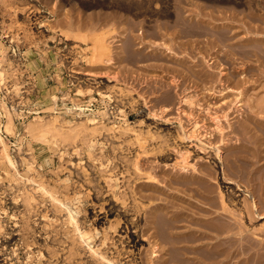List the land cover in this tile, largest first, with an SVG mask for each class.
I'll return each mask as SVG.
<instances>
[{
  "label": "rangeland",
  "instance_id": "374dc122",
  "mask_svg": "<svg viewBox=\"0 0 264 264\" xmlns=\"http://www.w3.org/2000/svg\"><path fill=\"white\" fill-rule=\"evenodd\" d=\"M142 31L144 42L138 38ZM169 46L172 52L168 54ZM97 47L107 50V56ZM263 52L264 0H0V241L5 239L7 248L0 259L15 264H87L88 260L95 264L87 250L74 242L72 228L63 225L64 212L51 207L48 194L32 189L35 200L27 199L31 187L26 179L32 177L44 179V186L64 199L91 233L95 227L101 230V223L109 226L107 220L116 222V215L108 214L107 220L95 224L92 209L102 204L103 211L107 210L113 199L107 193V182L120 177L119 186L124 189L141 184L143 196L137 200L144 210L157 204L170 213H182L179 230L187 224L192 229L199 227L198 205L207 213L202 224H209L215 216L225 225L231 223L232 232L224 231L217 239L224 246L221 257L227 258L220 257L222 264L258 259L264 247L246 253L237 244L245 239L264 240V160L253 162L257 138L255 130L248 129L250 125L264 129ZM96 91L111 94L113 101ZM79 109L86 110L80 113ZM88 116L95 121L75 132L76 124ZM196 123L198 131L191 137ZM96 127L105 130L92 133ZM155 133L160 143L170 146L157 144ZM141 145L149 147L148 154ZM4 150L14 159L17 172L5 164ZM243 154L250 156L247 159ZM177 174L186 179L179 181ZM149 176L156 179L148 180ZM200 183L212 188L220 204L223 194L224 198L231 194L229 190L236 198L231 195V201H226L227 209L213 207L199 195ZM44 214L63 217L52 223L40 218ZM145 223L143 216V228ZM18 229L24 231V244L19 235H9L19 233ZM121 234L114 242L118 252H127L122 262L147 263L152 256L147 237L137 233L142 241L138 238L140 242L130 247L121 243ZM234 240L232 249L229 245ZM99 243L96 239L93 244ZM203 246L198 250L207 248ZM39 249L44 254L40 259ZM73 252L70 261L67 258Z\"/></svg>",
  "mask_w": 264,
  "mask_h": 264
},
{
  "label": "bare ground",
  "instance_id": "6f19581e",
  "mask_svg": "<svg viewBox=\"0 0 264 264\" xmlns=\"http://www.w3.org/2000/svg\"><path fill=\"white\" fill-rule=\"evenodd\" d=\"M186 14V13H185ZM181 20H184V18L182 17V19ZM185 21V20H184ZM178 22V21H177ZM133 25V24H132ZM184 25V24H183ZM182 25V26H183ZM184 26H187V25H184ZM184 28V27H183ZM185 29V28H184ZM212 30V29H211ZM210 30V31H211ZM3 31V30H2ZM121 32H123V31H121ZM125 33V32H124ZM123 33V34H124ZM133 33V32H132ZM164 33V32H163ZM200 33V32H199ZM139 34V33H138ZM141 35H140V37H138L139 39L142 37V35H144V32L142 31L141 33H140ZM147 34V33H146ZM67 35V34H66ZM112 35V34H111ZM117 35H119V34H117ZM147 35H149V34H147ZM169 35V34H168ZM68 36V35H67ZM70 36V35H69ZM105 35H103V37H104ZM114 36V35H113ZM120 36V35H119ZM122 36V35H121ZM129 36H130V34H129ZM132 36V35H131ZM134 36V35H133ZM102 37V36H101ZM117 37V36H116ZM135 37H136V35H135ZM192 37V36H191ZM130 38V37H129ZM144 38H145V36H144ZM143 38V39H144ZM230 38V37H229ZM228 38V39H229ZM122 39V38H121ZM126 39V38H125ZM133 39V38H132ZM143 39L141 38L140 39V41H143ZM146 39V38H145ZM189 39V38H188ZM224 39V38H223ZM235 40V39H234ZM130 41V40H129ZM133 41H134V39H133ZM135 41H136V38H135ZM134 41V42H135ZM224 41V40H223ZM124 42V41H123ZM133 42V43H134ZM144 42V41H143ZM180 42V41H179ZM221 42V41H220ZM127 43V42H126ZM130 43V45L132 44L131 42H129ZM142 43V42H141ZM176 43V42H175ZM174 43V44H175ZM196 43V42H195ZM236 44H238V43H236ZM133 45H135V44H133ZM185 45V44H184ZM190 45V44H189ZM226 45V44H225ZM229 45V44H228ZM142 46V45H141ZM99 47V46H98ZM97 47V48H98ZM128 47V46H127ZM131 47V46H130ZM149 47V46H148ZM156 47V46H155ZM103 48V47H102ZM102 48H98L100 51H103V50H101ZM118 48H120V47H118ZM142 48V47H141ZM186 48V47H185ZM125 49V48H124ZM132 49V48H131ZM143 49V48H142ZM172 48L169 46V47H167V53L169 54L170 52H172V50H171ZM193 49V48H192ZM234 49V48H233ZM254 49H256V48H254ZM99 50H97L98 52H100ZM137 50V49H136ZM245 50V49H244ZM247 50V49H246ZM262 50V49H261ZM107 51V50H106ZM106 51H103L104 53L106 52ZM247 51H249V50H247ZM138 52V51H137ZM141 52V51H140ZM185 52H187V51H185ZM193 52V51H192ZM258 52H260V51H258ZM48 53V52H47ZM103 53V54H104ZM107 53V52H106ZM105 53V54H106ZM246 53V52H245ZM253 53V52H252ZM254 53H255V51H254ZM264 53V52H263ZM95 54V53H94ZM128 54V53H127ZM138 54V53H137ZM136 54V55H137ZM177 54V53H176ZM226 54V53H225ZM230 54H232V53H230ZM97 55V54H96ZM99 55V54H98ZM117 55V54H116ZM122 55H123V53H121L120 54V56L122 57ZM262 55V54H261ZM264 55V54H263ZM106 56H107V54H106ZM132 56H133V54H132ZM172 56V55H171ZM185 56V55H184ZM246 56V55H245ZM249 56V55H248ZM252 56H253V54H252ZM61 57V56H60ZM59 57V58H60ZM133 57H135V56H133ZM142 56H140V58H141ZM177 57V56H176ZM255 57V56H254ZM264 57V56H263ZM104 57H102V58H100V59H103ZM137 58H139V57H137ZM136 58V59H137ZM225 58V57H224ZM244 58H246V57H244ZM249 58H251V57H249ZM257 58V57H256ZM262 58V57H261ZM134 59V58H133ZM144 59V58H143ZM239 59V58H238ZM263 59V58H262ZM219 60V59H218ZM98 61H100L99 59H98ZM111 61V60H110ZM257 62V61H256ZM264 62V61H263ZM11 63V62H10ZM96 63V62H95ZM64 64V63H63ZM89 67V66H88ZM95 67V66H94ZM96 68V67H95ZM251 69V68H250ZM261 69V68H260ZM193 70V69H192ZM3 72V71H2ZM2 72H1V74H2ZM204 72V71H203ZM4 73V72H3ZM177 73V72H176ZM262 74V73H261ZM3 75V74H2ZM25 75V74H24ZM4 76V75H3ZM2 76V77H3ZM26 76V75H25ZM235 76V75H234ZM11 77V76H10ZM184 77V76H183ZM60 78V77H59ZM58 78V79H59ZM231 78V77H230ZM75 80V79H74ZM86 80V79H85ZM59 81V80H58ZM61 81V80H60ZM216 82V81H215ZM243 82V81H242ZM178 83V82H177ZM176 83V84H177ZM226 83V82H225ZM84 85V84H83ZM88 85H91V84H88ZM163 85V84H162ZM93 86V85H92ZM107 87V86H106ZM101 88V87H100ZM91 89V88H90ZM89 89V90H90ZM107 89V88H106ZM112 89V88H111ZM80 90V89H79ZM98 91H100V90H98ZM98 91H96V92H98ZM105 91V90H104ZM109 91V90H108ZM85 93V92H84ZM88 93V92H87ZM99 93V92H98ZM74 94V93H73ZM100 95H102V97L103 98H107V99H109V100H111V101H113L112 99H113V96L111 95V94H109V93H107V92H103L102 93V91H101V93H99ZM57 97V96H56ZM56 97H55V99H56ZM184 97H186L185 95L183 96V97H181V99L182 98H184ZM187 99L185 98L184 99V101H186ZM55 102V101H54ZM116 102V101H115ZM103 103V102H102ZM92 104V103H91ZM54 105H55V103H54ZM77 105V104H76ZM75 105V106H76ZM82 105V104H81ZM121 105V104H120ZM259 106H260V104H259ZM76 108V107H75ZM82 108V107H81ZM119 108V107H118ZM264 108V107H263ZM54 109V108H53ZM77 109V108H76ZM71 110V109H70ZM80 110V113H84V111L86 110H84L83 111V109L81 110V109H79ZM123 110V109H122ZM166 110H164V109H162V113L163 112H165ZM125 112V111H124ZM108 113V112H107ZM252 114V113H251ZM153 115H155V116H157V115H159V114H156V113H153ZM53 116V115H52ZM55 116V115H54ZM161 116V115H160ZM51 117V116H50ZM56 117V116H55ZM108 117V116H107ZM264 117V116H263ZM75 118V117H74ZM56 119V118H55ZM257 119V118H256ZM255 119V120H256ZM49 120V119H48ZM252 120H253V118H252ZM57 121H59V120H57ZM63 121V120H62ZM75 121V120H74ZM93 121H95V118L93 117V118H90L89 116L86 118V121H83V122H81V123H78V124H76V126L73 124V126H75V132H77V133H79L78 131H80V130H82L83 128H85V130L88 128V126H87V124L90 122H93ZM9 122H11V121H9ZM97 122V121H96ZM259 122V121H258ZM62 123V122H61ZM114 123V122H113ZM12 124V123H11ZM31 124H33V122L32 123H30V125ZM34 124H35V122H34ZM33 124V125H34ZM50 125V122L48 123V126ZM61 125V124H60ZM90 125V124H89ZM249 125V124H248ZM112 126V125H111ZM195 126V129H193V132H192V134L190 135L191 137H193V136H195V133H196V131H198V129H197V123L194 125ZM251 126V125H250ZM248 127V129L250 128V130L252 129V130H255V132H256V134H255V137L257 138V142H255L256 144H257V146L256 147H254L253 148V154H252V158L253 159H256L255 161H253L254 163H258L260 160H264V148H263V146H264V129L262 128V127H257V126H253V128H251V127ZM35 127V126H34ZM105 127V126H104ZM104 127H96L94 130H92V133H96V131H99V133H100V131L102 130V129H104ZM107 127V126H106ZM10 128V127H9ZM29 128L31 129V127L29 126ZM72 128V127H71ZM29 129V130H30ZM50 129V128H49ZM59 129H60V127H59ZM108 129H109V127H108ZM33 130V129H32ZM72 130V129H71ZM105 130V129H104ZM107 130V129H106ZM111 130V129H110ZM113 130V129H112ZM111 130V132H113ZM120 130H122V129H120ZM43 132H45L46 131V129H44L43 128V130H42ZM58 131V130H57ZM66 131V130H65ZM103 131V130H102ZM108 132H109V130H107ZM118 131V130H117ZM127 131V130H126ZM31 132V131H30ZM48 132V131H47ZM46 132V133H47ZM69 132V131H68ZM73 132H74V130H73ZM116 132V131H115ZM114 132V133H115ZM156 132V131H155ZM250 132V131H249ZM64 133H66V132H63V134ZM69 133H71V132H69ZM80 133H82V132H80ZM87 133V132H86ZM103 133V132H102ZM124 133V132H123ZM139 133V132H138ZM154 133V132H153ZM157 133V132H156ZM154 134V135H152L153 137H156V139H157V134ZM51 134H53L52 132H51ZM50 134V135H51ZM56 134V133H55ZM87 134H90V133H87ZM112 134V133H111ZM110 134V135H111ZM137 134V133H136ZM148 134V133H147ZM159 134H161V133H159ZM158 134V137L159 138H162V137H160V135ZM190 134V133H189ZM188 134V135H189ZM59 135V134H58ZM62 135V134H61ZM68 135V134H67ZM77 135V134H76ZM79 135V134H78ZM84 135H86V134H84ZM144 135H145V133H144ZM149 135V134H148ZM163 135V134H162ZM166 135V134H165ZM164 135V138L166 137ZM193 135V136H192ZM54 136V135H53ZM65 136V135H64ZM69 136V135H68ZM66 137L67 139L70 137ZM90 136H91V134H90ZM109 136V135H108ZM112 136V135H111ZM137 136H139V135H137ZM141 136H142V134H141ZM140 136V137H141ZM43 137V136H42ZM89 137V136H88ZM87 137V138H88ZM120 137V136H119ZM73 138H75L74 136H73ZM87 138H85V139H87ZM105 138V137H104ZM146 138V137H145ZM145 138H144V140H145ZM82 139H84V137L82 138ZM81 139V140H82ZM105 139H107V138H105ZM119 139V138H118ZM141 139H143L142 137H141ZM52 140V139H51ZM136 140H137V138H136ZM146 140H148V139H146ZM158 140V139H157ZM168 140V139H167ZM0 141H2V138H1V136H0ZM29 141V140H28ZM66 141V140H65ZM69 141H70V139H69ZM149 141V140H148ZM83 142V141H82ZM103 142H107V140L106 141H104L103 140ZM135 142V141H134ZM138 142V141H137ZM139 142H141L140 140H139ZM144 141H142V143H143ZM154 142V141H153ZM158 142L160 143V141L158 140L157 141V144H158ZM167 142V141H166ZM170 142V141H169ZM54 143V142H53ZM81 143V142H80ZM87 143V142H86ZM120 143V142H119ZM141 143V144H142ZM144 143H146V142H144ZM162 143L164 144L165 142H163L162 141ZM162 143H160V144H162ZM68 144H70V143H68ZM75 144V143H74ZM133 144V143H132ZM136 144H139V143H136ZM146 144H151V143H146ZM145 144V145H146ZM157 144H156V146H157ZM162 144V145H163ZM168 144V143H167ZM67 145V144H66ZM85 145V144H84ZM83 145V146H84ZM93 145V144H92ZM161 145V146H162ZM21 146V145H20ZM82 146V147H83ZM91 146V145H90ZM132 146H134V145H132ZM136 146V145H135ZM164 146H170V145H166V143H165V145ZM79 147V146H78ZM81 147V146H80ZM92 147V146H91ZM140 147V144H139V146L137 145V148H139ZM144 147V153H147L148 154V148L146 147V146H144V145H141V148H143ZM151 147V146H150ZM155 146H153V148H154ZM110 148V147H109ZM127 148V147H126ZM134 148V147H133ZM160 148H162V147H160ZM165 148V147H164ZM243 148H247V151H248V149H249V147L248 146H246V145H243ZM84 149V148H83ZM69 150V149H68ZM72 150V149H71ZM70 150V151H71ZM78 150V149H77ZM112 150V149H111ZM116 150V149H115ZM135 150V149H134ZM141 150V149H140ZM151 149H149V151H150ZM160 150V149H159ZM158 150V152H160ZM165 150V149H164ZM163 150V151H164ZM79 151V150H78ZM96 151V150H95ZM139 151V150H138ZM31 152V151H30ZM76 152V151H75ZM152 152H154V151H152ZM152 152H150V153H152ZM155 152H156V150H155ZM161 152H162V150H161ZM80 153V152H79ZM91 153V152H90ZM136 153V155H137V152H135ZM140 154H142L141 153V151L139 152ZM138 153V154H139ZM246 153V152H245ZM74 154V153H73ZM81 154V153H80ZM80 154H78V155H80ZM83 154V153H82ZM81 154V155H82ZM112 154V153H111ZM118 154V153H117ZM77 155V156H78ZM80 155V156H81ZM92 155H93V153H92ZM107 155V154H106ZM143 155H146V154H143ZM142 155V156H143ZM70 156V155H69ZM96 157H97V155H95ZM101 156V155H100ZM139 156V155H138ZM152 156V155H151ZM242 156H244L245 158H247L248 159V156H250V155H242ZM241 156V157H242ZM240 157V156H239ZM93 158H94V155H93ZM120 158V157H119ZM135 158V157H134ZM138 158H141V157H138ZM182 158H183V156H182ZM252 158H250V159H252ZM4 159H5V164L7 165V167L8 168H10V169H14L16 172H17V167H16V163H15V161H14V159L7 153V152H5V150H4ZM98 159V158H97ZM100 159H101V157H100ZM246 159V160H247ZM94 161V160H93ZM100 161H102V159L100 160ZM123 161H124V159H123ZM185 161H187L186 159L184 160V164H185ZM136 162V161H135ZM188 162V161H187ZM3 163V162H2ZM103 163V162H102ZM144 163V162H143ZM104 164V163H103ZM125 164V163H124ZM136 164V163H135ZM134 164V165H135ZM139 164V163H138ZM137 164V165H138ZM141 164V163H140ZM187 164H189V163H187ZM242 164V163H241ZM115 165V164H114ZM113 165V166H114ZM128 165V164H127ZM2 166V165H1ZM4 166V165H3ZM108 166V165H107ZM132 166V165H131ZM142 166V165H141ZM31 167V166H30ZM115 167H116V165H115ZM138 167V166H137ZM247 167V166H246ZM38 168V167H37ZM109 168V167H108ZM140 168V167H139ZM56 169V168H55ZM94 169V168H93ZM96 169V168H95ZM115 169H117V167L115 168ZM114 169V170H115ZM127 169V168H126ZM125 169V170H126ZM130 169H132V168H130ZM136 169H138V168H136ZM185 169V168H184ZM28 170V169H27ZM110 170V169H109ZM124 170V171H125ZM141 169H139V170H137V172H136V170H135V173H139V171H140ZM44 171V170H43ZM49 171V170H48ZM56 171V170H55ZM111 171V170H110ZM123 171V172H124ZM142 171V170H141ZM140 171V172H141ZM255 171V170H254ZM100 172V171H99ZM104 172V171H103ZM126 172H127V170H126ZM126 172H124L125 174H126ZM20 173V172H19ZM38 173V172H37ZM100 173H102V171L100 172ZM129 173V172H128ZM18 174V173H17ZM203 174V173H202ZM118 175V174H117ZM151 175V174H150ZM178 175V174H177ZM194 175V174H193ZM261 175V174H260ZM68 176V175H67ZM101 176V175H100ZM140 176V175H139ZM138 176V177H139ZM144 176V175H143ZM146 176V175H145ZM196 176V175H195ZM40 177V176H39ZM43 177V176H42ZM141 177V176H140ZM139 177V178H140ZM167 177V176H166ZM190 177V176H189ZM197 177V176H196ZM41 178V177H40ZM103 178V177H102ZM120 178V177H119ZM119 178H116L115 180H114V182H111L110 181V183H109V181L107 182V180H106V182L108 183V187L107 188H109V190H107V193H109V195H111L112 196V200H110L111 202L108 204V208H107V210L105 209L104 211H103V209H104V205H102V204H99V206H95L94 207V205H93V214H94V221H96L95 222V224H97V223H101V221L102 220H107L108 218V214H114V215H116V217H117V220H116V222L115 223H112V222H110L109 220H107V223H109V226H104L106 223H101V230L100 229H98V228H94V230H93V233H91L90 231H88L87 229H88V227H87V229L84 227V225H83V223L82 222H80V219L77 217V213L76 212H74V211H72L67 205H66V203L64 202V199H60L56 194H54V193H51L48 189H47V187H45L44 186V184L43 183H46V182H43L44 181V179H43V181H40L39 180V178H38V180L37 179H35L34 177H32V178H28V179H26L28 182V186H30L31 188H29L28 187V189H27V195H25L26 197H27V199H30V200H35V197H34V194H35V192L33 193V191H32V189H34V190H36V189H39V190H42V191H44L46 194H48V196L50 197V199H51V207L53 206V207H56V209H55V211L56 210H58V211H61V212H64L63 214H64V216H65V218L64 219H62V217L61 218H59L60 220L62 219L63 221V225H64V223H67V225L68 226H70L71 228H72V231L74 232V235L76 236V239H74V242H79V246L81 247V249L82 248H84V250H87V251H85L86 253H89V258L88 259H90V262L92 261L93 263H95V264H139L138 262H137V260L135 259V260H131V261H128V262H122L124 259H122V256H124L125 254H127V252L125 253V251L124 252H121V250L118 252V250L119 249H117L116 248V242H114L115 240H114V238H115V236L116 235H118V232H121L122 234H121V236H120V239L121 240H123V241H121V243H124V242H126L127 244H128V246L130 245V244H132L133 246H130V247H135V245H136V243L138 242V238H139V235H137V233L138 234H140V236L141 237H147V239L150 241V243L152 244V251H151V255L153 256V257H158V261H156L155 259L156 258H153L152 256H150V258H148V260L146 261L148 264H222L221 262H222V260L220 259V257L222 256V250H221V247L222 248H224V246H222V243H221V241L220 240H218L217 241V239L221 236V234L222 233H224V231L225 232H228V233H230V231L232 232V225H231V223H229V225H225V224H223L222 223V221L220 220V218L218 217V216H215L210 222H209V224L207 225V224H205L206 223V219L203 217V215L204 214H207V213H204L203 214V212H204V209H203V206H201V205H198V210H199V212H196L200 217H198L197 218V220H198V222H196L197 224H200L199 225V227L198 228H190V226L188 227L187 225H186V227L185 228H183V230H179V229H181V228H179L180 227V225H178V224H180L181 223V221H183V220H181V215H182V213H174L173 211L170 213V212H168L169 210H167L166 208H162V207H158L157 206V204H156V206H153V207H151L149 210H144L143 209V207L140 205V203H139V201L138 200H142V194H141V189H140V187H141V184H135L136 186H135V188H130L129 186H128V188H123V187H125V186H119V182H118V179ZM121 178H122V176H121ZM127 178V177H126ZM135 178V177H134ZM139 178L137 179V180H139ZM145 178V177H144ZM184 178L186 179V176L185 175H183V174H179L178 176H177V179H179V181H181V180H184ZM260 178H261V176H260ZM42 179V178H41ZM46 179V178H45ZM80 179V178H79ZM97 179V178H96ZM125 179V178H124ZM141 179H142V177H141ZM148 180H155L156 178L155 177H153V176H149L148 178H147ZM201 179V178H200ZM61 180V179H60ZM64 180H65V178H64ZM95 180V179H94ZM190 180V179H189ZM195 180V179H194ZM262 180V179H261ZM48 181V180H47ZM113 181V180H112ZM130 181V180H129ZM134 181V180H133ZM157 181V180H156ZM259 181V180H258ZM65 182V181H64ZM102 182V181H101ZM152 182V181H151ZM150 182V183H151ZM169 182H170V180H169ZM21 183V182H20ZM89 183V182H88ZM91 183V182H90ZM100 183V182H99ZM122 183V182H121ZM134 183V182H133ZM143 183V182H142ZM148 183V182H147ZM156 183V182H155ZM171 183V182H170ZM199 183V182H198ZM25 184V183H24ZM54 184V183H53ZM71 184H72V182H71ZM105 184V183H104ZM124 184V183H123ZM181 184V183H180ZM190 184V183H189ZM192 184V183H191ZM27 185V184H26ZM62 185V184H61ZM69 185V184H68ZM92 185V184H91ZM196 185V184H195ZM261 185V184H260ZM263 185H264V183H263ZM23 186V185H22ZM21 186V187H22ZM94 186L95 187H97L96 186V184H94ZM94 186H93V188H94ZM24 187V186H23ZM27 187V186H26ZM134 187V186H133ZM150 187V186H149ZM17 188H18V186H17ZM56 188V187H55ZM60 188V187H59ZM65 188V187H64ZM64 188H63V192L65 191L64 190ZM157 188V187H156ZM198 188H200L199 189V195L201 196V198L202 199H204V200H206L207 201V203H209V204H211L213 207H217V206H219V205H222L223 206V209L224 208H226L227 209V207H225V205L224 204H226V201H231V199L233 198L232 196H236V193L233 191V190H229L228 188V190H229V192H231V194L229 193V194H226V200H225V198H224V192L222 193L223 195L221 196V204L217 201V199H216V195L215 196H213V190H212V188H210L209 186H206L205 184H203V183H200L199 185H198ZM261 188H263V187H261ZM19 189V188H18ZM23 189V188H22ZM22 189H20V191L22 190ZM57 189V188H56ZM79 189V188H78ZM102 189H104V188H102ZM179 189V188H178ZM25 190V189H24ZM51 190V189H50ZM58 190V189H57ZM60 190V189H59ZM69 190V189H68ZM68 190H67V192H68ZM98 190V189H97ZM195 190H196V188H195ZM227 190V191H228ZM263 190V189H262ZM55 191V190H54ZM89 191V190H88ZM95 191V190H94ZM24 192V191H23ZM56 192V191H55ZM75 192H77V191H75ZM97 192V191H96ZM100 192H103L102 193V195L105 193L103 190H100ZM144 192V191H143ZM196 192H198V190L196 191ZM21 193H22V191H21ZM25 193V192H24ZM43 193V192H42ZM59 193V192H58ZM62 193V192H61ZM152 193V192H151ZM227 193V192H226ZM76 194V193H75ZM80 194V193H79ZM41 195V194H40ZM139 195V196H138ZM194 195V194H193ZM232 195V196H231ZM61 196V195H60ZM100 196V195H99ZM156 196V195H155ZM164 196V195H163ZM19 197V196H18ZM36 197H38V195L36 196ZM107 197V199H109L108 198V196H106ZM141 198V199H138V198ZM73 198V197H72ZM98 198V197H97ZM158 198H159V196H158ZM236 198V197H235ZM45 199V198H44ZM138 199V200H137ZM150 199V198H149ZM154 199V198H153ZM155 199H156V197H155ZM46 200V199H45ZM185 200V199H184ZM68 201V200H67ZM79 201V200H78ZM107 201V200H106ZM109 201V200H108ZM151 201V200H150ZM50 202V201H49ZM82 202V201H81ZM141 202V201H140ZM5 203V202H4ZM32 203V202H31ZM36 202H34V204H35ZM71 203V202H70ZM144 203V202H143ZM165 203V202H164ZM219 203V204H218ZM229 203V202H228ZM231 203V202H230ZM238 203V202H237ZM22 204V203H21ZM71 204H74V203H71ZM78 204V203H77ZM142 204V203H141ZM229 205V204H228ZM33 206H35V205H33ZM72 206H74V205H72ZM81 207H82V205H80ZM104 206V207H103ZM107 206V205H106ZM160 206V205H159ZM221 206V207H222ZM40 208V207H39ZM38 208V209H39ZM46 208V207H45ZM97 208V209H96ZM186 208V207H185ZM220 208V207H219ZM28 209V208H27ZM52 209V208H51ZM78 209H79V207H78ZM213 209V208H212ZM248 209H249V207H248ZM32 210H34V209H32ZM31 210V211H32ZM36 210V209H35ZM54 210V209H53ZM76 210V209H75ZM80 210V209H79ZM95 210H97L96 212H94ZM37 211V210H36ZM203 211V212H202ZM211 211V210H210ZM30 212V211H29ZM207 212V211H206ZM227 212V211H226ZM229 212V211H228ZM243 212V211H242ZM27 214H29L28 213V211L26 212ZM249 213H250V211H249ZM56 214V213H55ZM55 214H54V216H55ZM102 214H104V216H102L101 217V215ZM235 214V213H234ZM255 214V213H254ZM30 215V214H29ZM143 216H145V220H146V223H145V228H143L142 226H141V224H140V220H142V217ZM208 216V215H207ZM203 217V218H202ZM40 218H42V220H44V218H48L49 220H52L51 222L53 223V221H58L59 219H58V217H55V218H51V217H48L47 215H43V216H41ZM207 218V217H206ZM18 219V218H17ZM41 220V221H42ZM65 220V221H64ZM223 220V219H222ZM185 221V220H184ZM205 221V223H203L202 224V222H204ZM106 222V221H105ZM186 222V221H185ZM48 223V222H47ZM52 223H50L51 225H52ZM54 224H56V223H54ZM59 224H61V223H59ZM49 225V224H48ZM57 225V224H56ZM108 225V224H107ZM143 225V224H142ZM182 225H184V224H182ZM43 226V225H42ZM55 226V225H54ZM61 226V225H60ZM144 226V225H143ZM19 227V226H18ZM44 227V226H43ZM55 227H57V226H55ZM97 227H98V225H97ZM60 229H61V227H59ZM93 228V227H92ZM179 228V229H178ZM235 228V227H234ZM16 229V228H15ZM56 229V228H55ZM64 229V228H63ZM90 229V228H89ZM113 229V230H112ZM52 230V229H51ZM59 230V229H58ZM235 231V230H234ZM237 231H239V230H237ZM236 231V233H238ZM17 232H19V233H17V234H11V233H9V235H15V236H18L19 235V241H23V244H24V242H25V235H23V233H24V231H22V229L20 230V229H18L17 230ZM62 232H64V231H62ZM66 232V231H65ZM64 232V233H65ZM14 233V232H13ZM60 233V232H59ZM63 233V234H64ZM101 233V235L99 236V234ZM191 233V234H190ZM242 232H240V234H241ZM52 233L50 232V234L48 235V236H50ZM55 234V233H54ZM53 234V235H54ZM57 234V233H56ZM234 234V233H233ZM232 234V235H233ZM240 234H238V235H240ZM8 235V234H7ZM61 235V234H60ZM4 236V235H3ZM59 236V235H58ZM51 237H52V239L54 238L52 235H51ZM67 237H69L68 235H67ZM231 237H234V236H231ZM61 239H62V237H60ZM205 238H207L206 240H204ZM228 238V237H227ZM229 238H230V236H229ZM0 239H1V233H0ZM12 239V238H11ZM10 239V240H11ZM14 239V238H13ZM49 239V238H48ZM59 239V238H58ZM96 240V239H98V241L100 242L99 243V245L98 244H93L94 243V240ZM224 239V238H223ZM2 240V239H1ZM9 240V241H10ZM39 240V239H38ZM62 240H64V239H62ZM66 240V239H65ZM139 240H141L140 238H139ZM214 241V242H210V241ZM216 240V241H215ZM241 240V239H240ZM4 241H5V239H4ZM4 241H0V257L1 256H3L4 254H3V252L5 251V249H7V248H5V245H4ZM14 241V240H13ZM142 241V240H141ZM197 241H200L199 242V244H197L198 242ZM232 241V240H231ZM253 241V240H252ZM251 240H246L245 239V242H244V240L242 241H240V243H238L237 244V246H239V248L243 251V252H246V253H249L252 249H254V248H258V249H262L263 247H264V240L262 239H259V241L257 240V242H252ZM64 242V241H63ZM140 242V241H139ZM138 242V243H139ZM224 242V241H223ZM225 242H227V241H225ZM15 243V242H14ZM120 243V242H119ZM196 243V244H195ZM230 243V242H229ZM228 243V244H229ZM18 244V243H17ZM58 244V243H57ZM227 244V243H226ZM203 245H205V247L207 246V248L206 249H204V250H198L199 248H200V246H202V248H204V246ZM17 246V245H16ZM27 246L29 247L30 246V244H27ZM113 246H115V248L117 249V251L116 252H113L112 251V249H114L113 248ZM227 246V245H226ZM232 249H233V247L234 246H236V242H235V240H234V242H231L230 243V245H229ZM197 247V248H196ZM72 248V247H71ZM76 248V247H75ZM202 248H200V249H202ZM235 248V247H234ZM237 248V247H236ZM238 248V249H239ZM17 249V248H16ZM36 249V248H35ZM79 249V248H78ZM123 249V248H122ZM42 249H39V250H37V252H38V258L40 259V258H42L43 256H44V254H42V251H41ZM132 250V249H131ZM79 251V250H78ZM252 251H255V250H252ZM263 251V250H262ZM76 252V251H75ZM80 252V251H79ZM193 252V253H192ZM235 252V251H234ZM259 252V251H258ZM13 253V252H12ZM26 253V252H25ZM123 253H124V255H123ZM129 253V252H128ZM230 253V252H229ZM233 253V252H232ZM27 254V253H26ZM29 254V253H28ZM258 254H260V253H258ZM33 255V254H32ZM75 255V253L73 252V253H71L69 256L70 257H68L67 259H69L70 261H71V257H73ZM231 255V254H230ZM249 255V254H248ZM251 255V254H250ZM228 256V255H227ZM36 257H37V255H36ZM134 257V256H133ZM225 256H223V258H224ZM235 257V256H234ZM244 257V256H243ZM246 257H249V256H245V258ZM27 258H31V256L29 255V257H27ZM87 258V257H86ZM128 258V257H127ZM137 258V257H136ZM222 258V257H221ZM222 258V259H223ZM232 258V257H231ZM10 259V258H9ZM32 259L33 258H31L30 260L32 261ZM38 259V260H39ZM128 259H130V258H128ZM128 259H126V260H128ZM225 259V258H224ZM227 259V258H226ZM225 259V260H226ZM4 260H6V259H4ZM4 260H2V259H0V264H15L13 261H4ZM230 260V259H229ZM228 260V261H229ZM3 261H4V263H3ZM86 261V260H85ZM89 261V260H88ZM88 261H86V263L88 264ZM224 261V260H223ZM243 261V260H242ZM142 262V261H141ZM156 262V263H155ZM233 262V261H232ZM255 262V263H254ZM76 263V262H75ZM144 263V262H143ZM143 263H141V264H143ZM147 263H145V264H147ZM246 263H251V264H264V253L263 254H260V257L258 258V259H256V258H254V259H252V257L250 258H247L246 259ZM46 264V263H45ZM82 264V263H81ZM84 264V263H83Z\"/></svg>",
  "mask_w": 264,
  "mask_h": 264
}]
</instances>
